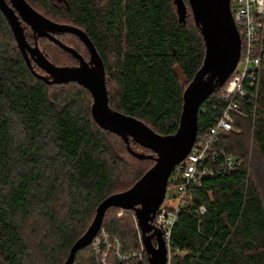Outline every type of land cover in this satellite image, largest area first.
Instances as JSON below:
<instances>
[{"label": "trees", "instance_id": "trees-1", "mask_svg": "<svg viewBox=\"0 0 264 264\" xmlns=\"http://www.w3.org/2000/svg\"><path fill=\"white\" fill-rule=\"evenodd\" d=\"M27 1L51 20L87 32L105 64L112 108L143 120L159 134L176 132L184 90L205 56L188 0H182L183 15L174 0ZM24 27L34 44L31 27ZM55 36L89 58L75 34ZM39 46L57 65L78 64L47 37L39 38ZM47 46L65 59L58 61ZM261 50L264 32L257 53ZM225 86L202 103L198 135L221 116ZM247 88L254 97L243 100L246 114L235 121L239 131L218 136L214 175L191 187L193 206L182 209L174 226L172 242L179 248L174 264H264V201L254 179V158L264 168V57L259 83ZM92 101L77 82L48 84L37 78L0 10V264H63L97 206L132 187L154 165L153 159L133 156L120 136L95 122ZM130 143L152 153L132 138ZM222 152L238 158L240 165L222 168ZM201 205L204 214L197 212ZM120 211L110 207L102 228L110 237L118 236L122 251L129 252L140 245L137 221L133 210ZM110 261L120 264L113 255ZM74 264H97L92 244L76 253Z\"/></svg>", "mask_w": 264, "mask_h": 264}, {"label": "water", "instance_id": "water-1", "mask_svg": "<svg viewBox=\"0 0 264 264\" xmlns=\"http://www.w3.org/2000/svg\"><path fill=\"white\" fill-rule=\"evenodd\" d=\"M180 14L185 13L182 0H174ZM196 25L205 42L203 64L183 93L180 121L175 133L163 135L143 120L110 106L104 61L90 36L82 28L59 23L46 17L27 0H0V10L7 18L27 66L39 79L48 84L77 82L92 95L91 114L104 130L120 136L128 151L139 159H153L149 168L129 189L106 197L96 209L85 231L71 246L63 264H74L76 253L89 246L101 230L106 211L113 206L133 210L148 253L149 264H165L166 244L153 220L165 200L169 177L175 166L192 150L198 136L199 110L202 103L234 73L242 52V39L235 23L231 0H188ZM24 23L33 31L34 44L25 33ZM75 34L86 45L89 58L64 43L55 33ZM47 37L71 53L78 64L57 65L41 50L39 38ZM35 62L45 73L38 72ZM150 149L147 154L132 148L130 139ZM156 239L157 244L154 243Z\"/></svg>", "mask_w": 264, "mask_h": 264}, {"label": "built area", "instance_id": "built-area-1", "mask_svg": "<svg viewBox=\"0 0 264 264\" xmlns=\"http://www.w3.org/2000/svg\"><path fill=\"white\" fill-rule=\"evenodd\" d=\"M231 9L241 35L242 52L233 77L225 83V89L221 93L226 106L213 125L197 136L187 157L175 166L169 177L168 187L176 188L177 202L166 205H163V202L153 220L156 228L161 230L166 244L165 264H174V255L179 253V248L173 246L172 232L182 209L193 206L191 187H200L204 179L214 175L213 167L219 159V152L214 149L218 136L224 132L239 131V128L235 126V121L238 115L246 114L243 100L249 95L254 97L253 91L250 92L247 87L254 89L260 80L264 51L261 50L258 54L257 50L264 32V0H231ZM220 154L223 156L222 168L224 169L234 170L241 163L232 155L225 152ZM124 211L125 209H121L119 215H122ZM197 212L204 214L206 207L201 205ZM137 228L140 245L139 248L129 252L122 251V243L118 236L110 237L109 233L101 228L100 235L97 234L91 243L97 264H114L110 261L112 255L114 260L120 264H132V261H136L135 264H149L148 253L138 224ZM154 243L157 244L156 239ZM113 246L115 251H113Z\"/></svg>", "mask_w": 264, "mask_h": 264}, {"label": "rangeland", "instance_id": "rangeland-1", "mask_svg": "<svg viewBox=\"0 0 264 264\" xmlns=\"http://www.w3.org/2000/svg\"><path fill=\"white\" fill-rule=\"evenodd\" d=\"M47 50L56 57V59L58 61H63L65 59L64 54H62V52L60 50H57L54 47L51 46H47ZM57 61V62H58ZM59 63V62H58ZM135 149L140 150L139 148L135 147ZM141 151V150H140ZM253 158H254V152H253ZM255 164V173H254V179L257 182V184H259V188L262 192V196H263V201H264V168L261 164H259L257 158H254ZM257 174V175H255ZM177 202V198H176V188L174 186H169L167 188V194H166V198L165 201L163 203V205H166L168 203L170 204H175Z\"/></svg>", "mask_w": 264, "mask_h": 264}]
</instances>
